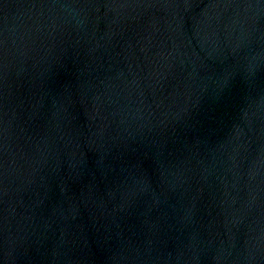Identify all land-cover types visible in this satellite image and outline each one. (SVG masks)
Masks as SVG:
<instances>
[{
	"label": "water",
	"instance_id": "obj_1",
	"mask_svg": "<svg viewBox=\"0 0 264 264\" xmlns=\"http://www.w3.org/2000/svg\"><path fill=\"white\" fill-rule=\"evenodd\" d=\"M0 264H264V0H0Z\"/></svg>",
	"mask_w": 264,
	"mask_h": 264
}]
</instances>
